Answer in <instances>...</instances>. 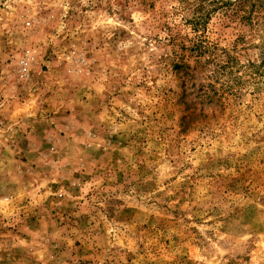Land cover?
Listing matches in <instances>:
<instances>
[{
	"label": "rangeland",
	"instance_id": "rangeland-1",
	"mask_svg": "<svg viewBox=\"0 0 264 264\" xmlns=\"http://www.w3.org/2000/svg\"><path fill=\"white\" fill-rule=\"evenodd\" d=\"M0 264H264V0H0Z\"/></svg>",
	"mask_w": 264,
	"mask_h": 264
}]
</instances>
